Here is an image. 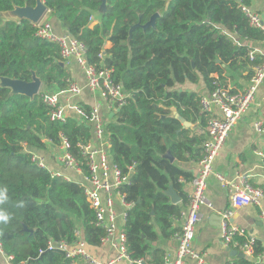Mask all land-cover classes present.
Returning a JSON list of instances; mask_svg holds the SVG:
<instances>
[{"label":"trees","instance_id":"16d2710c","mask_svg":"<svg viewBox=\"0 0 264 264\" xmlns=\"http://www.w3.org/2000/svg\"><path fill=\"white\" fill-rule=\"evenodd\" d=\"M43 1L51 16L84 45L86 63L96 70L108 68L128 96L104 121L109 159L128 176L117 188L129 204L122 227L126 249L131 264H164L165 251L153 243L181 230L173 222L187 203L183 183L193 177L178 162L200 160L204 140V135L183 128L172 108L185 121L206 124L201 96L176 86L201 80L211 92L216 85L230 87L229 73L249 80L262 55L251 58L250 47L237 44L232 35L264 40V31L251 26L241 10L250 0H105L104 10L102 0ZM34 5L35 0H0V13ZM156 12L154 26L134 28L129 40L130 27L145 24ZM32 73L42 83L33 97L0 85V186L8 189L3 207L12 216L8 224L0 223V247L12 264H78L63 251L46 249L48 243L72 244L79 230L87 245L97 246L105 230L97 224L82 184L52 176L32 161L28 149L60 146L65 138L67 152L87 175L77 144L92 140V126L76 115L51 120V108L41 99L42 93L66 89L71 81L58 44L38 37L27 19H0V78L29 82ZM78 105L89 114V105ZM168 151L173 162L165 157ZM169 184L180 198L177 204L164 194ZM19 202L24 206L18 207ZM231 248L240 251L238 244ZM258 254L264 255V246L255 239L254 256ZM228 264H264V259L239 258Z\"/></svg>","mask_w":264,"mask_h":264},{"label":"built area","instance_id":"2783aa9c","mask_svg":"<svg viewBox=\"0 0 264 264\" xmlns=\"http://www.w3.org/2000/svg\"><path fill=\"white\" fill-rule=\"evenodd\" d=\"M241 10L248 17L251 26L264 30L259 14L254 12L248 6H242ZM36 27V35L42 39L56 42L60 48V56L65 63L73 58L81 66L84 71L87 86L92 93L98 92L100 97L106 102L107 111L103 114L99 105L91 107L87 114L78 103L63 105L60 102L61 96L66 98L78 97L81 93V86L71 80L66 89L57 92H44L41 99L50 108L51 120H64L66 117V109L73 108L77 118L83 120L85 118L91 123L92 134L95 141L90 140L87 143H78L81 155L85 158V166L87 175L85 182L82 183L84 193L91 207L95 212V219L99 226L105 230V235L101 238V243L110 241L111 245L116 249V255L113 259L101 261L86 250V242L81 236V232L75 231L77 239L69 244L64 241H50L47 245L48 250L58 249L65 253L66 258L77 260L80 264H116L119 260H127L130 264L126 249V236L122 228L117 230L116 212L113 207V197L118 196L124 205L122 212V220H125L126 210L129 204L123 200V196L117 191V188L128 182V176H123L117 166L112 164L109 159V141L108 135L104 129V121L108 115H111L122 106L127 94L123 91L122 86L112 80L110 70L101 68L96 70L93 66L86 63L84 45L70 36L69 34L56 35L52 31V27L47 21H39L33 23ZM255 52L251 49L249 56L252 58ZM264 79V54L262 61L253 67V74L248 80V84L242 90L232 91L230 87H221L216 85L214 90L209 92L208 96L200 98V113H203L206 119L205 138L201 144L203 156L199 160L200 169L193 175L190 183L191 190L187 196L186 211L183 213L181 230L175 234L177 247L173 258L165 253L163 257L164 264H183L187 258H194L198 264H203L202 256L195 251L193 241L196 236L195 228L200 220V209L206 205L212 207L207 199L206 180L209 174L213 173V160L222 148L226 137L231 128L243 118L254 101V97L258 86ZM216 108L217 111H214ZM257 131H262L260 122L254 124ZM98 143V144H97ZM62 154L60 161L63 166L81 171L79 164L75 158L67 152L68 142L65 138L61 142ZM31 159L39 167L46 168L42 160L31 153ZM51 172L52 176H61L66 180H70L67 176L58 172ZM83 173V172H82ZM216 178L223 185L231 184L225 181V178L217 174ZM233 189L232 198L229 206L220 212L221 218V239L226 246H235L238 244L240 251L246 257L260 262L264 259L263 254L254 256L255 239L248 234L247 230L232 222L234 213L246 206L254 205L259 207V216L264 223V192L261 187L254 186L248 181L240 182V184H231ZM124 223V222H123ZM245 237V241L239 243L238 238ZM1 251V247H0ZM44 250H40L42 253ZM6 264H12V257L5 255ZM137 264H143L136 261Z\"/></svg>","mask_w":264,"mask_h":264},{"label":"crops","instance_id":"0c3cea01","mask_svg":"<svg viewBox=\"0 0 264 264\" xmlns=\"http://www.w3.org/2000/svg\"><path fill=\"white\" fill-rule=\"evenodd\" d=\"M249 7L259 14L264 26V0H250ZM48 12L49 10L46 13ZM41 21L49 22L53 33L56 35L60 36L68 34L53 16L50 19H41ZM232 37L237 44H245L249 46L250 49L258 55L264 54V40L244 41L235 35H232ZM66 66L69 70L71 80L81 86V93L78 97L70 99L61 96L60 102L66 106L79 102L89 105L90 107L99 105L101 112L106 114V102L100 97L98 92L92 93L89 90L84 71L77 61L70 58L66 62ZM229 75L232 78L227 80V84L230 87L242 90L248 84L247 79L239 77L236 73H229ZM176 87L177 89L197 92L200 96L209 95V91L201 80L196 84L185 82ZM214 111H217L216 108H214ZM175 112V109L172 108L173 115ZM67 115H75L73 108L68 107L66 109V116ZM257 122H260L262 131H257L255 129L254 124ZM189 123V128H191L192 131L198 135H204L205 138V126L200 125L198 119L194 123ZM93 141H95L94 137ZM28 151L37 155L48 170L61 173L62 175L67 176L70 180L77 181L81 184L85 182V176L81 171L63 166L60 161V156L62 154L61 146L48 143L43 150L28 149ZM178 165L192 175H194L201 167L199 160L178 162ZM212 167L213 173L209 174L207 177L205 190L207 199L212 207L210 208L204 205L200 209L201 216L195 228L196 236L193 241V247L195 251L202 256L203 264L234 263L240 257L231 255L232 250L235 249L226 246L222 242L220 212L226 209L231 202L233 192L231 187L232 183L240 184V182L248 181L250 184L264 189V79L258 86L254 101L248 111L229 131L222 148L213 160ZM217 174L222 175L225 178V181H228L231 184L227 183L223 185L222 182L216 178ZM183 185L184 191L188 196L191 190L190 183L184 182ZM113 207L117 216L116 227L117 230H119L123 227L124 221L122 220L121 214L125 207L122 200L115 195L113 197ZM186 209L185 205L180 218L174 220V226L179 228L182 226L183 213H185ZM232 222L245 228L249 235L258 239L264 246V223H262L260 219L258 206L249 205L237 210L232 216ZM85 244L87 252L101 261L113 259L117 253L110 241L101 243L97 246L87 245V243ZM153 246L163 249L165 253L169 254L170 258H173L177 247V240L175 237H159L153 243ZM245 258L249 257L245 256ZM75 262L80 264L77 260ZM0 264H6L2 250L0 251ZM116 264L130 263L127 260L122 259L116 262ZM183 264H198V262L194 258H187Z\"/></svg>","mask_w":264,"mask_h":264},{"label":"water","instance_id":"95a60500","mask_svg":"<svg viewBox=\"0 0 264 264\" xmlns=\"http://www.w3.org/2000/svg\"><path fill=\"white\" fill-rule=\"evenodd\" d=\"M104 8H105V0H102L100 9L104 10ZM47 11L48 8L46 7L43 0H35L34 6H23V7L16 6L14 7V9L10 10L9 13L11 14L12 19H18V20L27 19L32 23H37L42 19V17ZM158 16L159 14L156 12L150 17V19L145 24H141L140 22H137L136 24L132 25L129 29L128 39L130 40L131 33L134 28L141 27L143 29H146L149 26H154L155 20ZM61 64L63 65V63ZM0 85L10 88L12 93H19V94H24L28 97H33L38 94L42 83L40 79L34 73H32V79L29 82L23 80H17V79H10L7 77H1ZM174 116L181 122L183 128L190 127V123L188 121H185L183 118H181L176 112ZM165 157L168 158L171 162L174 161V158L170 155L169 151L167 152ZM164 194L168 196L170 203L177 204L180 202V198L172 188L171 184H169L168 189L164 191ZM231 255H236L240 258H245V254L237 250H232Z\"/></svg>","mask_w":264,"mask_h":264},{"label":"clouds","instance_id":"9594fccd","mask_svg":"<svg viewBox=\"0 0 264 264\" xmlns=\"http://www.w3.org/2000/svg\"><path fill=\"white\" fill-rule=\"evenodd\" d=\"M9 201L8 189L7 187L0 186V223L8 224L12 219L11 214L7 211L3 205L7 204ZM18 207H23V202H19Z\"/></svg>","mask_w":264,"mask_h":264},{"label":"rangeland","instance_id":"374dc122","mask_svg":"<svg viewBox=\"0 0 264 264\" xmlns=\"http://www.w3.org/2000/svg\"><path fill=\"white\" fill-rule=\"evenodd\" d=\"M51 17H52L51 14H49V12H48V13L44 14L42 19L43 20L50 19ZM8 18H11V14L9 12L0 13V19L4 20V19H8Z\"/></svg>","mask_w":264,"mask_h":264}]
</instances>
